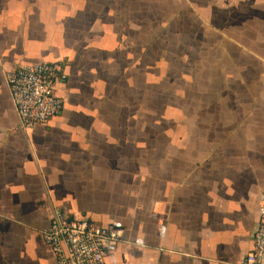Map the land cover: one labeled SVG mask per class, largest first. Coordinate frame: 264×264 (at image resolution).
Here are the masks:
<instances>
[{
  "label": "crops",
  "instance_id": "1",
  "mask_svg": "<svg viewBox=\"0 0 264 264\" xmlns=\"http://www.w3.org/2000/svg\"><path fill=\"white\" fill-rule=\"evenodd\" d=\"M60 62L21 125L5 74ZM264 196V0H0V264H57L56 210L125 226L105 264H237Z\"/></svg>",
  "mask_w": 264,
  "mask_h": 264
},
{
  "label": "built area",
  "instance_id": "2",
  "mask_svg": "<svg viewBox=\"0 0 264 264\" xmlns=\"http://www.w3.org/2000/svg\"><path fill=\"white\" fill-rule=\"evenodd\" d=\"M60 62L23 64L7 71L5 79L21 125L32 128L48 122L63 111L54 81L64 78ZM120 223L100 224L56 210L43 237L56 256L57 264H105V258L125 239ZM237 264H264V196L253 248Z\"/></svg>",
  "mask_w": 264,
  "mask_h": 264
},
{
  "label": "rangeland",
  "instance_id": "3",
  "mask_svg": "<svg viewBox=\"0 0 264 264\" xmlns=\"http://www.w3.org/2000/svg\"><path fill=\"white\" fill-rule=\"evenodd\" d=\"M57 82H58V80L54 81V89L57 86Z\"/></svg>",
  "mask_w": 264,
  "mask_h": 264
}]
</instances>
